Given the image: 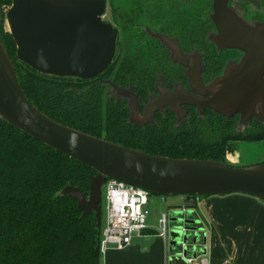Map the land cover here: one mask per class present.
<instances>
[{
	"label": "water",
	"instance_id": "water-1",
	"mask_svg": "<svg viewBox=\"0 0 264 264\" xmlns=\"http://www.w3.org/2000/svg\"><path fill=\"white\" fill-rule=\"evenodd\" d=\"M11 2L5 20L17 47L16 57L34 71L60 78L91 80L111 65L117 30L103 21L106 0ZM215 7L224 11L226 0H216ZM223 22L224 35L230 33L236 46L246 53L241 72L235 78L220 80L215 87L202 88L200 92L205 99L188 93L175 105H193L200 111L213 108L227 117L241 113L247 120L253 116L264 119V25L251 27L236 20V24ZM233 24L238 30L235 35L231 31ZM157 105H163V101L159 100ZM0 119L96 172L90 182L88 197L71 186L64 188L60 195L76 200L83 216L95 212L97 229L102 225L100 204L102 187L107 179L142 188L150 195L210 197L241 194L264 204V163L232 167L213 160L150 155L51 120L26 97L1 40ZM189 208L192 207L175 211L173 220L179 224V229L171 231L170 245L180 244L181 255L187 257L192 253L193 258H197L206 255L207 248L203 246L206 241H201L199 220L195 214L191 215Z\"/></svg>",
	"mask_w": 264,
	"mask_h": 264
},
{
	"label": "trees",
	"instance_id": "trees-1",
	"mask_svg": "<svg viewBox=\"0 0 264 264\" xmlns=\"http://www.w3.org/2000/svg\"><path fill=\"white\" fill-rule=\"evenodd\" d=\"M11 4L0 0V9ZM2 13L0 40L19 83L29 101L57 123L150 155L213 160L232 167H241L226 161L234 142L264 141V127L241 136L231 123L208 115L170 131L130 126L121 113L123 106L104 100L99 89L81 93V80L43 75L20 62ZM95 175L93 169L0 119V264H101L102 227L96 228L95 212L83 216L76 200L60 195L71 186L88 197ZM184 198L195 200L192 208L197 212V200L203 197Z\"/></svg>",
	"mask_w": 264,
	"mask_h": 264
},
{
	"label": "flooded vegetation",
	"instance_id": "flooded-vegetation-1",
	"mask_svg": "<svg viewBox=\"0 0 264 264\" xmlns=\"http://www.w3.org/2000/svg\"><path fill=\"white\" fill-rule=\"evenodd\" d=\"M215 5L216 0H106L103 21L117 30L114 57L98 77L79 79L80 92L99 89L104 100L123 106L126 123L138 129L170 131L205 115L231 123L241 136L263 128L264 119L255 116L175 105L188 93L205 99L202 88L241 72L246 53L230 33L224 35L223 20L264 25V0H226L224 11Z\"/></svg>",
	"mask_w": 264,
	"mask_h": 264
},
{
	"label": "rangeland",
	"instance_id": "rangeland-1",
	"mask_svg": "<svg viewBox=\"0 0 264 264\" xmlns=\"http://www.w3.org/2000/svg\"><path fill=\"white\" fill-rule=\"evenodd\" d=\"M10 7L3 9V27L5 32L9 33V28L5 20V15ZM17 50V48H16ZM226 161L234 166H255L264 163V141L259 142H237L228 148L225 153ZM205 198V197H203ZM201 198V199H203ZM184 197L182 196H157L150 195L147 209L149 216L147 219V226L153 230L160 229L159 220L163 215L168 218V235L167 243L159 238L157 233L142 235L135 237L132 240L131 247L122 251H115L114 246L109 245L105 254L101 255V264H155L156 251L160 246H165L166 250L163 254L164 258L167 257L171 263L173 257L181 258V246L177 244L175 247L170 245L171 231L179 229V224L174 222V213L181 209H185ZM105 189L102 188V201H101V218L102 224H105L106 209H105ZM191 215L195 214V210L189 208ZM204 215L205 211L202 212ZM200 233L205 239V247L207 248L206 258L209 259L210 264H247L248 252L245 249L246 245L231 241L227 237H215L212 230L209 229L205 216L201 219L198 217ZM215 237V238H214ZM153 251V255L151 252ZM175 254V255H174Z\"/></svg>",
	"mask_w": 264,
	"mask_h": 264
},
{
	"label": "crops",
	"instance_id": "crops-1",
	"mask_svg": "<svg viewBox=\"0 0 264 264\" xmlns=\"http://www.w3.org/2000/svg\"><path fill=\"white\" fill-rule=\"evenodd\" d=\"M203 211L206 215L202 213ZM195 216L197 219L205 216L208 227L215 237L224 236L243 246L246 245L247 264H264V204L258 199L241 194L205 197L197 200ZM152 233H157L158 237L167 243V238L164 239L158 231L150 228L143 235ZM164 246L161 245L156 251L155 264L169 263L168 254L166 258L163 256L166 251L163 250ZM114 249L122 251L115 247ZM151 254L153 255V251ZM172 264L175 263L172 262Z\"/></svg>",
	"mask_w": 264,
	"mask_h": 264
},
{
	"label": "built area",
	"instance_id": "built-area-1",
	"mask_svg": "<svg viewBox=\"0 0 264 264\" xmlns=\"http://www.w3.org/2000/svg\"><path fill=\"white\" fill-rule=\"evenodd\" d=\"M105 189V209L106 220L102 227V238L100 243L101 255L105 254L108 246L122 250L131 245L135 237H141L149 229L147 219L149 211L147 209L150 194L142 188L126 184L124 182L107 179L103 185ZM102 187V188H103ZM185 207H192L195 200L184 198ZM159 235L164 239L168 235V218L163 215L159 220ZM182 249V248H181ZM182 253V252H181ZM175 264H210L206 255L193 258L190 253L187 257L181 255Z\"/></svg>",
	"mask_w": 264,
	"mask_h": 264
}]
</instances>
